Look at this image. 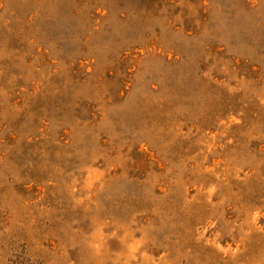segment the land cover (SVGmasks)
I'll list each match as a JSON object with an SVG mask.
<instances>
[{"label": "rangeland", "instance_id": "obj_1", "mask_svg": "<svg viewBox=\"0 0 264 264\" xmlns=\"http://www.w3.org/2000/svg\"><path fill=\"white\" fill-rule=\"evenodd\" d=\"M0 264H264V0H0Z\"/></svg>", "mask_w": 264, "mask_h": 264}]
</instances>
